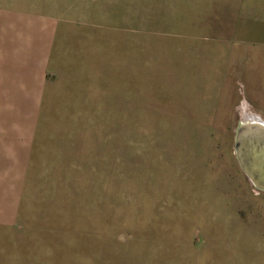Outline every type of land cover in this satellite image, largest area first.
<instances>
[{
  "label": "rangeland",
  "instance_id": "obj_1",
  "mask_svg": "<svg viewBox=\"0 0 264 264\" xmlns=\"http://www.w3.org/2000/svg\"><path fill=\"white\" fill-rule=\"evenodd\" d=\"M137 1L77 0L102 24L61 32L0 258L260 264L264 193L234 138L243 98L264 99V43L210 0Z\"/></svg>",
  "mask_w": 264,
  "mask_h": 264
},
{
  "label": "crops",
  "instance_id": "obj_2",
  "mask_svg": "<svg viewBox=\"0 0 264 264\" xmlns=\"http://www.w3.org/2000/svg\"><path fill=\"white\" fill-rule=\"evenodd\" d=\"M90 1L92 6L94 0ZM210 2L229 10L233 33L243 40L264 43V0ZM100 4L101 0L96 5L102 9ZM83 8L77 0H0V228L12 229L18 218L21 189L37 144V121L45 90L58 73L59 57L67 54L66 35L61 39V32L68 27L73 37L77 25L90 29L102 24L100 15L87 17ZM61 48L65 51L62 55ZM261 79L264 93V72ZM243 99L251 111L242 112L239 120H246L250 113L264 121V99L259 110ZM260 153V162H264V149ZM261 214L264 226V199ZM0 264L38 262L2 257ZM260 264H264V256Z\"/></svg>",
  "mask_w": 264,
  "mask_h": 264
},
{
  "label": "water",
  "instance_id": "obj_3",
  "mask_svg": "<svg viewBox=\"0 0 264 264\" xmlns=\"http://www.w3.org/2000/svg\"><path fill=\"white\" fill-rule=\"evenodd\" d=\"M261 122L240 120L236 126L234 148L240 168L256 187L264 189V162H260L263 160L260 150L264 149V121Z\"/></svg>",
  "mask_w": 264,
  "mask_h": 264
},
{
  "label": "bare ground",
  "instance_id": "obj_4",
  "mask_svg": "<svg viewBox=\"0 0 264 264\" xmlns=\"http://www.w3.org/2000/svg\"><path fill=\"white\" fill-rule=\"evenodd\" d=\"M249 115H251V116H255V117H249ZM243 121L244 122H250V121H252V122H258V123H262L261 122V120H259V118L256 116V115H254V114H250V113H248V115H247V119L246 120H244L243 119ZM263 183H264V181H263Z\"/></svg>",
  "mask_w": 264,
  "mask_h": 264
}]
</instances>
